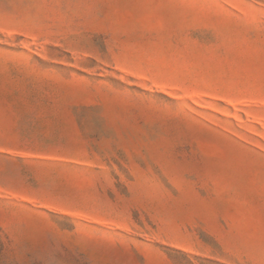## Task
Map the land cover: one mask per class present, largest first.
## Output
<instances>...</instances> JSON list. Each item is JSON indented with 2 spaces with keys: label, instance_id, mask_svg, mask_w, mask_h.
Masks as SVG:
<instances>
[{
  "label": "rangeland",
  "instance_id": "374dc122",
  "mask_svg": "<svg viewBox=\"0 0 264 264\" xmlns=\"http://www.w3.org/2000/svg\"><path fill=\"white\" fill-rule=\"evenodd\" d=\"M0 264H264V0H0Z\"/></svg>",
  "mask_w": 264,
  "mask_h": 264
}]
</instances>
